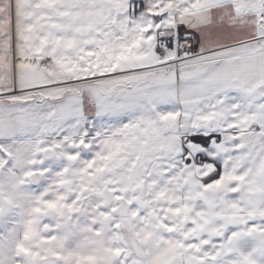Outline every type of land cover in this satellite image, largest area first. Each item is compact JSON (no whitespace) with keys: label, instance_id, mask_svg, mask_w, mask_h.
<instances>
[{"label":"snow or ice","instance_id":"1","mask_svg":"<svg viewBox=\"0 0 264 264\" xmlns=\"http://www.w3.org/2000/svg\"><path fill=\"white\" fill-rule=\"evenodd\" d=\"M0 264H264V0H0Z\"/></svg>","mask_w":264,"mask_h":264}]
</instances>
